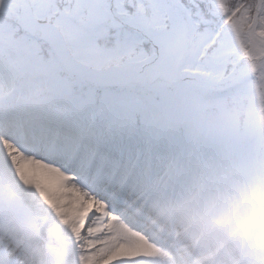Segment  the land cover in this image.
<instances>
[{"label": "snow or ice", "instance_id": "1", "mask_svg": "<svg viewBox=\"0 0 264 264\" xmlns=\"http://www.w3.org/2000/svg\"><path fill=\"white\" fill-rule=\"evenodd\" d=\"M176 199L264 264V0H0V264H136Z\"/></svg>", "mask_w": 264, "mask_h": 264}, {"label": "bare ground", "instance_id": "2", "mask_svg": "<svg viewBox=\"0 0 264 264\" xmlns=\"http://www.w3.org/2000/svg\"><path fill=\"white\" fill-rule=\"evenodd\" d=\"M167 201H163L160 202L159 204L152 206V209L150 212H152V214L150 213V217L149 219H153L154 217V212L155 213H161L162 217L159 218H163V217H167V213H165V209L166 207ZM164 205V206H163ZM161 210L162 212L158 211ZM177 216V220H179L178 218L181 219V217L184 218V221H188V222H178V223H174L173 224V228L175 232H183L184 229H186V232H190L191 236L193 238H196L193 241V244H187L184 246H181L180 248H176L178 246V241L177 238L175 240V236H170V238H173L174 244L173 245H169L167 247H170V249L172 250V252H170L171 254L175 255L174 260H172L170 257H166L163 256V259L165 261H170V263H178V264H190L191 260L194 259L195 256H197L196 254L202 253V254H206V256L203 259H200L201 261H196L197 264H207L209 263L210 260H213L214 257L211 255L212 249L215 250V248H219L221 246H230V241L229 239L225 240L221 237H216V236H211L210 234H206V232L202 229V227H197L194 226L191 221H194L193 217L195 218V216L192 217V215L188 212H183L182 214H180V211L176 213ZM175 219V217L173 218ZM167 221V220H166ZM169 222L171 223L172 220H169ZM117 225H118V233L122 234L126 237L127 240L132 241L134 244H136V246L132 249V251L134 252H138V253H145L146 255L139 257L137 259V261H141L144 260L146 262H149L150 264H164L163 261H161L160 255L158 254V247H165V240L163 239V237L159 238L160 232L159 231H153L150 230V232L148 234H150L151 236V241H148L143 234V230L142 231H138V232H134L132 230H130L129 228H127L126 226H124V224L122 223V220L117 221ZM140 226L137 225V229L140 230ZM197 228L196 231H194ZM144 237L149 243L145 244L142 241L139 240V237ZM198 243V245H196ZM181 243V242H180ZM150 245V246H149ZM180 245V244H179ZM228 249H223V254L220 255L223 256L228 252ZM151 254V255H150ZM170 254V255H171ZM197 258V257H196ZM156 260V262H154ZM136 261V264H137Z\"/></svg>", "mask_w": 264, "mask_h": 264}, {"label": "rangeland", "instance_id": "3", "mask_svg": "<svg viewBox=\"0 0 264 264\" xmlns=\"http://www.w3.org/2000/svg\"><path fill=\"white\" fill-rule=\"evenodd\" d=\"M172 201H175L176 204L181 205V207L187 211H191L190 214L192 215L193 212L196 218V222L200 221L201 224L203 225L204 229H211L214 233L213 235L216 237H221L225 240L229 239V229H222L219 228L215 225L214 223V213L212 212V210L209 208L206 200L202 199L199 202L193 203V204H186L185 201L183 199H176V200H169V202L171 203ZM207 231V230H206ZM230 241V240H229ZM227 248H230L227 247ZM194 263V262H192Z\"/></svg>", "mask_w": 264, "mask_h": 264}]
</instances>
